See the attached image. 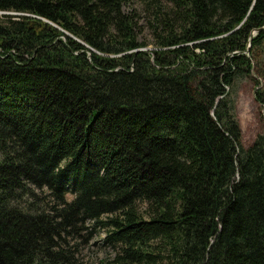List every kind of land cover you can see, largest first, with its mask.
Returning a JSON list of instances; mask_svg holds the SVG:
<instances>
[{
	"label": "trees",
	"instance_id": "obj_1",
	"mask_svg": "<svg viewBox=\"0 0 264 264\" xmlns=\"http://www.w3.org/2000/svg\"><path fill=\"white\" fill-rule=\"evenodd\" d=\"M140 1L0 0V264H264V0Z\"/></svg>",
	"mask_w": 264,
	"mask_h": 264
},
{
	"label": "rangeland",
	"instance_id": "obj_2",
	"mask_svg": "<svg viewBox=\"0 0 264 264\" xmlns=\"http://www.w3.org/2000/svg\"><path fill=\"white\" fill-rule=\"evenodd\" d=\"M142 9L143 6L140 0H128L127 4L123 6L125 12H134L137 15L140 26L139 40L147 44V49H151L154 47L153 38L147 29ZM261 59L264 61V55ZM261 84L264 87L263 79H261ZM253 90L251 77L245 78L236 81L231 95L236 103V116L241 130V143L244 147L253 142L264 126L261 106L255 101ZM71 197L72 195H68L69 199ZM104 236L103 229L96 228L94 230H84L81 236L72 239L70 244L75 252V260L79 264H113L114 250L103 241Z\"/></svg>",
	"mask_w": 264,
	"mask_h": 264
}]
</instances>
